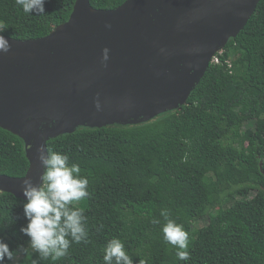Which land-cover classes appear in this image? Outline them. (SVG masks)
<instances>
[{
	"label": "trees",
	"instance_id": "16d2710c",
	"mask_svg": "<svg viewBox=\"0 0 264 264\" xmlns=\"http://www.w3.org/2000/svg\"><path fill=\"white\" fill-rule=\"evenodd\" d=\"M75 1L46 0L45 14L32 15L0 0V35L45 36L69 19ZM125 1L91 3L113 9ZM218 55L182 110L49 140L48 149L68 155L89 181V195L73 205L83 210L87 240L42 259L20 231L26 199L0 192V238L14 251L3 264H105L112 239L133 264H264V0ZM28 168L23 139L0 127V174L21 177ZM162 210L188 233L187 249L164 240Z\"/></svg>",
	"mask_w": 264,
	"mask_h": 264
},
{
	"label": "water",
	"instance_id": "95a60500",
	"mask_svg": "<svg viewBox=\"0 0 264 264\" xmlns=\"http://www.w3.org/2000/svg\"><path fill=\"white\" fill-rule=\"evenodd\" d=\"M260 1L126 0L98 9L76 0L45 36L3 35L11 49L0 53V127L23 139L29 168L21 177L0 174V192L25 199L23 180L40 183L38 149L53 138L182 110Z\"/></svg>",
	"mask_w": 264,
	"mask_h": 264
},
{
	"label": "clouds",
	"instance_id": "9594fccd",
	"mask_svg": "<svg viewBox=\"0 0 264 264\" xmlns=\"http://www.w3.org/2000/svg\"><path fill=\"white\" fill-rule=\"evenodd\" d=\"M27 14H45L46 0H15ZM11 49L9 40L0 35V53H7ZM110 49L103 50V60L109 59ZM99 108V105H97ZM38 159L44 169L40 176V183L36 184L30 178L23 180L24 216L28 220L27 226L20 231L30 238L29 245L32 250L39 253L42 259L52 257L57 259L67 254L71 242L81 243L87 240L85 216L83 210L73 205L84 200L88 195L89 181L81 176L79 164L69 165V156L45 150L42 146L38 149ZM167 221L163 228L164 240L178 249H187L188 233L181 225L169 219V213L162 210L160 213ZM159 224L158 219L152 221ZM71 237V241L68 239ZM25 253L21 245L19 247ZM105 264H133L125 250L124 244L119 239H112L104 250ZM14 251L0 238V264L5 258L13 260ZM180 260L190 259L187 251H177ZM140 264H144L143 261Z\"/></svg>",
	"mask_w": 264,
	"mask_h": 264
},
{
	"label": "rangeland",
	"instance_id": "374dc122",
	"mask_svg": "<svg viewBox=\"0 0 264 264\" xmlns=\"http://www.w3.org/2000/svg\"><path fill=\"white\" fill-rule=\"evenodd\" d=\"M207 223V219L206 218H203V219H200L199 221H196L194 223V226L197 228V227H201L203 225H205ZM18 258H14V261H17Z\"/></svg>",
	"mask_w": 264,
	"mask_h": 264
},
{
	"label": "built area",
	"instance_id": "2783aa9c",
	"mask_svg": "<svg viewBox=\"0 0 264 264\" xmlns=\"http://www.w3.org/2000/svg\"><path fill=\"white\" fill-rule=\"evenodd\" d=\"M223 50L219 51L218 53H221L222 54ZM218 53L213 57V60L212 62H220V57L218 55Z\"/></svg>",
	"mask_w": 264,
	"mask_h": 264
}]
</instances>
